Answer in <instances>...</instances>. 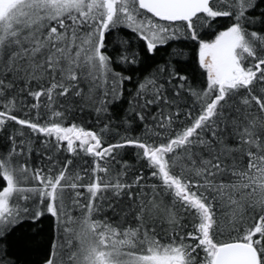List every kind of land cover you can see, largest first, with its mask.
<instances>
[{"label": "snow or ice", "instance_id": "snow-or-ice-1", "mask_svg": "<svg viewBox=\"0 0 264 264\" xmlns=\"http://www.w3.org/2000/svg\"><path fill=\"white\" fill-rule=\"evenodd\" d=\"M0 264H264V0H0Z\"/></svg>", "mask_w": 264, "mask_h": 264}, {"label": "trees", "instance_id": "trees-1", "mask_svg": "<svg viewBox=\"0 0 264 264\" xmlns=\"http://www.w3.org/2000/svg\"><path fill=\"white\" fill-rule=\"evenodd\" d=\"M173 47H179L185 53H190V48L185 47L184 45H173ZM163 52H164V50L162 49L161 50V54H163ZM180 59L187 60V59H189V56H183V57H180ZM125 87L126 88H131L132 85L126 84ZM85 121H87V123H89V124L91 123V120L87 116H85V120L84 121H82L80 119L76 120L77 123H84ZM65 155H68V154H65ZM61 159H63V157H61ZM125 159L131 160V153L126 154L125 155ZM85 160H88V158L85 157ZM31 162L34 163L37 166H40L42 164V162H43L44 165L50 166V165H48V162H47L46 159H44L42 161V153L33 152L32 157H31ZM75 163H76L78 168H81V167L82 168H87L88 167V163H90V160L88 161V163H85L84 161H82L80 159H76ZM112 167H113V169H118L120 167V158L119 157H117L116 162L113 163ZM48 225H49V222L47 220H45L44 224L42 225V227L45 229V234H46L45 235V239L47 238V233L49 231Z\"/></svg>", "mask_w": 264, "mask_h": 264}]
</instances>
